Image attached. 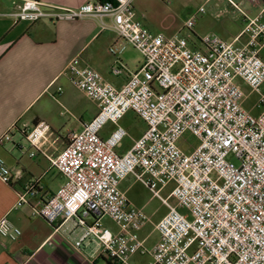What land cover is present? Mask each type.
Instances as JSON below:
<instances>
[{"label":"built area","instance_id":"built-area-1","mask_svg":"<svg viewBox=\"0 0 264 264\" xmlns=\"http://www.w3.org/2000/svg\"><path fill=\"white\" fill-rule=\"evenodd\" d=\"M228 1L245 16L241 36L247 42L241 46L216 34L198 38L200 48L186 36L154 34L138 18L132 0H94L71 8L23 0L5 13L15 22L30 23L96 18L101 29H112L142 54L139 68L120 89L78 58L67 65L73 82L99 110L52 160L64 183L33 208V215L51 224L75 220L82 228L77 249L92 238L105 256L120 263L150 253L152 264H264V16L248 17L238 3ZM203 12L200 6L184 27L193 32ZM123 70L113 69L116 74ZM238 78L259 94V114L244 107L246 93ZM129 111L147 127L126 153L118 154L116 148L128 135L120 121ZM108 123L116 127L103 138ZM21 129L31 156L44 150L47 122L24 123ZM186 133L199 142L191 151L178 143ZM11 139L8 131L0 143ZM129 175L169 208L156 225L160 239L150 249L139 234L149 218L128 204L120 188ZM16 178L0 156V179L13 184ZM170 183L171 195L163 197L161 189ZM35 193L36 184H29L20 202ZM103 217L120 231L114 233ZM21 234L7 217L0 219L1 236L16 240Z\"/></svg>","mask_w":264,"mask_h":264},{"label":"crops","instance_id":"crops-1","mask_svg":"<svg viewBox=\"0 0 264 264\" xmlns=\"http://www.w3.org/2000/svg\"><path fill=\"white\" fill-rule=\"evenodd\" d=\"M21 1L0 0V138L8 131L12 134L10 141L0 143V156L17 176L13 184L0 179V219L7 217L22 231L16 240L0 235V264H111L96 239H88L80 249L75 247V241L82 233L75 220H58L51 224L43 217L33 215V208L64 183V176L54 167L52 160L69 143L70 135L81 131L99 110L98 104L73 82L67 72L69 62L78 58L80 65L93 67L105 82L120 89L130 74L139 68L142 56L141 59L130 56L126 48L129 44L122 43L112 29H101L96 18L57 23L47 20L15 22L5 13ZM40 1L46 5L71 8L94 0ZM161 1L132 0V3L147 28L154 34L171 37L164 31L175 30L174 24L164 23L163 16L157 11ZM238 3L248 17L264 16V0H250L247 5H243V1ZM214 11L211 32L236 45H244L247 36H241V32L245 27V16L228 0H216ZM105 21L111 23L112 20L107 17ZM202 36L199 30H193V35L189 36L190 45L200 48L198 38ZM261 56L264 59V46ZM120 66L124 70L116 74L113 69ZM236 81L246 93L244 107L255 115L259 114L261 110L256 105L259 94L252 92L242 79ZM41 121L49 124L50 131L44 140V150L31 156L32 147L21 125L33 126ZM120 125L126 128L128 135L116 152L124 154L144 133L147 125L132 111L121 119ZM115 127V124L108 123L101 132L102 137L107 138ZM33 183L36 184V193L28 195V202L21 203L20 192ZM173 187V183L163 187L162 196L169 197ZM120 188L130 206L141 208L147 214L149 219L139 234L146 246L152 248L160 239L156 225L168 213V206L133 175L122 180ZM175 200L170 197L173 205ZM103 222L114 233L120 231L109 217H103ZM152 263L153 257L148 253L136 254L120 264Z\"/></svg>","mask_w":264,"mask_h":264},{"label":"rangeland","instance_id":"rangeland-1","mask_svg":"<svg viewBox=\"0 0 264 264\" xmlns=\"http://www.w3.org/2000/svg\"><path fill=\"white\" fill-rule=\"evenodd\" d=\"M237 1V2H236ZM243 1V5L249 4L250 0H235L236 3ZM216 0H163L158 4L157 11L163 16L164 23L174 24L175 30L169 32L163 31L170 36L182 35L189 37L193 35V32L185 28L186 22L194 16V13L200 6L205 7V12L201 13L197 17L194 30H199L201 35L213 34L211 32V20L215 17L214 3ZM245 2V3H244ZM239 4V3H238ZM240 5V4H239ZM241 6V5H240ZM162 30H159L161 32ZM163 32V33H164ZM130 56L141 59L142 54L131 45L126 46ZM264 89V87H263ZM186 140V141H185ZM179 145L186 151H191L194 147L198 146V140L189 133H186L184 137L179 140ZM236 164H239L238 160L234 159ZM177 201H174V205ZM180 211L186 212V209L180 208Z\"/></svg>","mask_w":264,"mask_h":264},{"label":"trees","instance_id":"trees-1","mask_svg":"<svg viewBox=\"0 0 264 264\" xmlns=\"http://www.w3.org/2000/svg\"><path fill=\"white\" fill-rule=\"evenodd\" d=\"M100 1H106V0H100ZM109 259L111 260V264H120V262L116 259H111V258Z\"/></svg>","mask_w":264,"mask_h":264}]
</instances>
